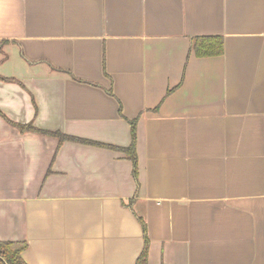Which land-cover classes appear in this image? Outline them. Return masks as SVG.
Segmentation results:
<instances>
[{
    "label": "crops",
    "instance_id": "crops-1",
    "mask_svg": "<svg viewBox=\"0 0 264 264\" xmlns=\"http://www.w3.org/2000/svg\"><path fill=\"white\" fill-rule=\"evenodd\" d=\"M137 217L147 264H264V0H0V240L135 264Z\"/></svg>",
    "mask_w": 264,
    "mask_h": 264
},
{
    "label": "trees",
    "instance_id": "trees-1",
    "mask_svg": "<svg viewBox=\"0 0 264 264\" xmlns=\"http://www.w3.org/2000/svg\"><path fill=\"white\" fill-rule=\"evenodd\" d=\"M191 49L194 52L196 57H208L220 55L223 50L222 39L217 36H198L191 39ZM10 124L16 127L19 131H32L40 134L52 135L58 138L59 142H62L66 139H75L69 136H64L59 133H50L45 132L40 129L33 127L31 124L20 125V124ZM135 127L134 124L130 127V144L127 148L122 149L126 154L127 158L132 163V174L136 178L137 174V160L135 153ZM84 143L89 141L80 140ZM128 206L130 204L128 203ZM138 222L140 223L142 234H143V248L139 253L135 264H147L148 256V245L149 238L147 235L146 225L141 217H137ZM26 243L22 241H1L0 240V264H26L22 257L21 252L25 249Z\"/></svg>",
    "mask_w": 264,
    "mask_h": 264
}]
</instances>
